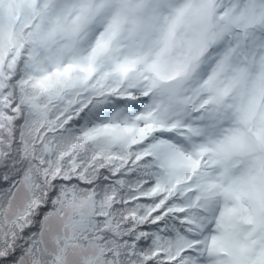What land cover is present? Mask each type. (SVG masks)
Wrapping results in <instances>:
<instances>
[{"label":"snow or ice","instance_id":"6c2138e0","mask_svg":"<svg viewBox=\"0 0 264 264\" xmlns=\"http://www.w3.org/2000/svg\"><path fill=\"white\" fill-rule=\"evenodd\" d=\"M0 264H264V0H0Z\"/></svg>","mask_w":264,"mask_h":264}]
</instances>
